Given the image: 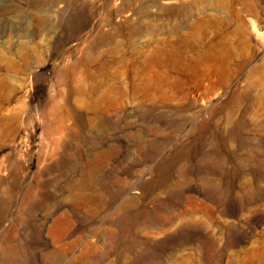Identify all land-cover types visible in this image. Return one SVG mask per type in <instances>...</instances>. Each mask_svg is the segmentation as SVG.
<instances>
[{"label":"rangeland","instance_id":"obj_1","mask_svg":"<svg viewBox=\"0 0 264 264\" xmlns=\"http://www.w3.org/2000/svg\"><path fill=\"white\" fill-rule=\"evenodd\" d=\"M0 264H264V0H0Z\"/></svg>","mask_w":264,"mask_h":264},{"label":"bare ground","instance_id":"obj_2","mask_svg":"<svg viewBox=\"0 0 264 264\" xmlns=\"http://www.w3.org/2000/svg\"><path fill=\"white\" fill-rule=\"evenodd\" d=\"M232 138L235 137V133L232 132ZM257 148L261 147V144L256 145ZM218 200V199H217ZM69 224L68 217H64L61 219L51 230L52 235L56 238L62 239L66 234V229ZM20 257V251L16 248L10 247L6 252V259L7 260H17ZM62 257V256H61ZM57 261V260H56ZM59 261V260H58ZM57 261V262H58Z\"/></svg>","mask_w":264,"mask_h":264}]
</instances>
